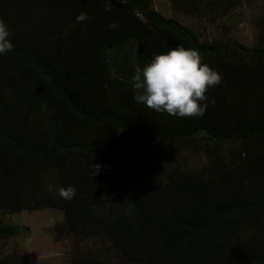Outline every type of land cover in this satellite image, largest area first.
<instances>
[{"label":"trees","instance_id":"obj_1","mask_svg":"<svg viewBox=\"0 0 264 264\" xmlns=\"http://www.w3.org/2000/svg\"><path fill=\"white\" fill-rule=\"evenodd\" d=\"M110 2L0 0L14 44L0 55V206L60 209L70 233L102 234L125 264H264V18L246 47L201 41L153 0ZM186 2L219 17L242 6L171 0L182 12ZM80 13L92 19L77 22ZM177 46L222 74L201 117L133 99L136 69ZM203 144L205 167H173L164 180L146 172L168 145ZM28 230L0 226V241ZM71 264L111 263L76 254Z\"/></svg>","mask_w":264,"mask_h":264},{"label":"rangeland","instance_id":"obj_2","mask_svg":"<svg viewBox=\"0 0 264 264\" xmlns=\"http://www.w3.org/2000/svg\"><path fill=\"white\" fill-rule=\"evenodd\" d=\"M242 6L232 13L219 17L210 15L205 7L194 10L187 3V12H182L171 0H153L155 9L165 17L177 19L190 27L201 41L224 43L237 41L246 46L256 45L258 24L264 18V0H241ZM133 51V49L131 50ZM203 136L204 134H200ZM203 148L187 145H168L150 163L147 173L164 180L173 167L191 171L207 166L211 158ZM17 225L28 227L17 236L0 241V252L5 262L20 253L18 261L27 264H71L76 254H105L111 264H125L117 257L115 249L100 233L72 234L66 228L62 210L45 208L36 211L10 212L0 206V226ZM19 251V252H18ZM13 252V254H11Z\"/></svg>","mask_w":264,"mask_h":264},{"label":"clouds","instance_id":"obj_3","mask_svg":"<svg viewBox=\"0 0 264 264\" xmlns=\"http://www.w3.org/2000/svg\"><path fill=\"white\" fill-rule=\"evenodd\" d=\"M106 11L112 10L110 0H106ZM92 17L80 13L76 20L84 22ZM115 22L108 28H116ZM8 25L0 19V55L14 49ZM200 52L192 48L177 46L167 53L155 55L143 69L137 68L132 77L133 99L158 113H167L177 118L201 117L208 104H215L206 95L209 88L222 82V74L202 62ZM203 102V103H202ZM98 174L101 166L93 165ZM48 191H55L62 199L71 200L76 191L73 187L47 186Z\"/></svg>","mask_w":264,"mask_h":264},{"label":"crops","instance_id":"obj_4","mask_svg":"<svg viewBox=\"0 0 264 264\" xmlns=\"http://www.w3.org/2000/svg\"><path fill=\"white\" fill-rule=\"evenodd\" d=\"M20 253H24V251L22 250ZM20 253L15 254V255H12L11 256L12 257V260H8L7 262H5V264H27L28 262L27 263H24V262L20 263L18 261V256L20 255ZM11 254H13V252H11ZM0 258H3V255H2L1 252H0Z\"/></svg>","mask_w":264,"mask_h":264}]
</instances>
